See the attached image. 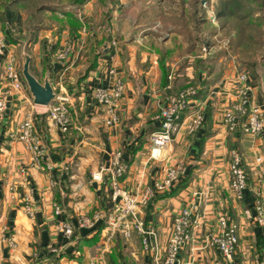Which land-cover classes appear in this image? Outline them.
I'll return each mask as SVG.
<instances>
[{"label":"crops","instance_id":"0c3cea01","mask_svg":"<svg viewBox=\"0 0 264 264\" xmlns=\"http://www.w3.org/2000/svg\"><path fill=\"white\" fill-rule=\"evenodd\" d=\"M76 6L56 14L63 18L69 11L78 18ZM8 12L0 13L6 37L0 61L14 57L22 72L20 57L28 54L30 72L67 96L73 121L62 131L50 118L48 106L35 104L26 82L12 92L0 130V264H158L177 216L195 201L200 203L199 218L191 229L192 242L180 252L184 264H258L264 259V225L258 221L264 208V135L230 132L226 127L224 111L238 74L230 55L214 57L208 37L202 43L209 51L197 54L198 37L186 36L180 25L167 27L175 30L169 38L157 37L136 19L123 25L118 11L112 28L119 37H109L104 30L94 33L80 20L78 33L62 26L53 38L41 35L45 26L40 22L28 24L30 15L13 10L9 17ZM62 51L66 61L58 57ZM249 76L255 100L264 105V79ZM115 79L123 82L124 92L117 120L109 123L95 90L111 86ZM189 84L197 92L182 117L200 106L204 125L190 134L183 124L161 156L151 158V135L160 126L166 96ZM28 115L33 116L34 135L44 152L40 165L13 136ZM234 149L242 154L248 172L241 198L231 188ZM117 150L127 166L121 184L128 191L154 185L168 166H184L177 182L140 210L145 226L159 238L157 250L145 249L137 231L127 237L110 223L112 188L108 173L100 174L99 169ZM96 174L102 178L95 179ZM221 214L237 226L238 246L229 258L210 243L211 234L220 231ZM61 221L74 227L71 237L60 228ZM148 239L152 242V235Z\"/></svg>","mask_w":264,"mask_h":264},{"label":"built area","instance_id":"2783aa9c","mask_svg":"<svg viewBox=\"0 0 264 264\" xmlns=\"http://www.w3.org/2000/svg\"><path fill=\"white\" fill-rule=\"evenodd\" d=\"M89 1L87 0L86 2L88 3ZM82 6L84 7L83 4ZM78 11L80 10L78 9ZM210 17L215 20L216 17L213 11H210ZM5 48L6 37L0 29V56L4 54ZM24 84V77L14 57H10L3 62L0 61V130L7 117L8 102L12 92L22 89ZM234 85L235 91L224 111V122L228 131H242L245 134L263 136L264 105L255 100L249 74L246 72L239 73L234 80ZM123 92L124 84L120 79H115L109 87H99L95 90L96 101L107 108L110 116L109 123L117 120V110ZM196 92L194 86H187L166 96L158 116L160 126L151 135V158L158 159L161 156L162 150L172 142L174 135L183 124L186 125V130L190 134L196 132L204 125L205 112L200 106L191 109L187 116L182 117L184 111L189 107L191 98L196 96ZM47 106V111L52 121L62 131H68L73 121V116L67 97L55 93V98ZM13 136L21 140L30 150L35 164H42L44 152L39 140L34 135L32 115H28L23 120L20 124L19 133ZM126 169L127 166L120 150L111 153L108 164L99 169L100 174H103V172L108 173L112 188L111 195L115 205L113 209L114 216L112 217L111 215L110 223L113 228H120L127 237L131 236L133 231H137L143 235V243L146 249L157 250L159 238L152 228L145 226L140 210L142 206L155 196L156 192L169 190L183 174L184 166L182 163L168 166L163 179L157 180L154 185L137 189L133 194L124 190L121 184V178L125 175ZM230 172L232 191L236 197L241 198L243 191L248 187V172L243 162L242 154L238 149L232 151ZM94 178L100 179L102 175L96 174ZM199 206V201H195L190 208L183 209L177 216L173 233L166 246L165 257L158 264H184L180 258V252L184 246L193 240L191 229L198 222ZM27 207L28 211H30V206ZM55 211L57 214L61 212L58 207ZM260 212L261 215L258 221L264 225V208H260ZM219 226L220 231L211 234L210 243L217 246L224 257L229 258L238 246L237 226L231 223L225 214L219 216ZM60 228L66 237H71L74 233V227L67 221H61ZM148 235H152V242L148 239ZM258 264H264V259Z\"/></svg>","mask_w":264,"mask_h":264},{"label":"rangeland","instance_id":"374dc122","mask_svg":"<svg viewBox=\"0 0 264 264\" xmlns=\"http://www.w3.org/2000/svg\"><path fill=\"white\" fill-rule=\"evenodd\" d=\"M86 1L82 3L84 7L82 4L76 6V10H80L77 15L79 20L86 23L87 28L92 27L94 33L96 31L103 33L104 30L109 37H119L117 31L113 33L112 28L114 11H118L123 25L131 24L136 19L137 24L146 25L160 38L173 37L175 30H167V27L180 25L181 32L186 36L198 37L199 45L195 50L197 54L209 51L202 43V40L208 37L212 43L210 50H214V57L230 55L232 62L237 66L238 74L246 72L264 79V0H90L88 3ZM61 2L65 3L64 8L71 7L67 0ZM56 3L58 0H27L23 4L17 3L16 0H0V13L5 14L9 10L10 17L14 10L24 16L30 15L33 19L31 24L40 22L45 26L41 35L53 38L52 34L59 35L63 26V23L51 14L48 6ZM226 4L232 8L226 7ZM41 6L46 10L35 18L33 12ZM221 9H224L225 13L219 15ZM210 11H213L215 20L210 17ZM166 33L169 35L166 36ZM66 56L67 53L62 51L58 57L61 61H66ZM20 58L23 68L25 56L21 54ZM134 191L136 190L129 192L133 194Z\"/></svg>","mask_w":264,"mask_h":264},{"label":"water","instance_id":"95a60500","mask_svg":"<svg viewBox=\"0 0 264 264\" xmlns=\"http://www.w3.org/2000/svg\"><path fill=\"white\" fill-rule=\"evenodd\" d=\"M30 60H31L30 56L26 54L25 62L22 68V75L33 95L35 104L47 106L55 98L54 88L48 79L42 83L30 72ZM263 89H264V83H263Z\"/></svg>","mask_w":264,"mask_h":264},{"label":"trees","instance_id":"16d2710c","mask_svg":"<svg viewBox=\"0 0 264 264\" xmlns=\"http://www.w3.org/2000/svg\"><path fill=\"white\" fill-rule=\"evenodd\" d=\"M24 1H27V0H16L17 3L21 2L22 4L24 3ZM83 2H84V0H67V4L70 6L81 5ZM64 4L65 3H62L61 0H58V3L51 4L48 6L50 7L51 10H53L54 17L56 19H59L63 23V26H66L70 30V32H72V33H78V30L81 27V21L72 12H69V11L65 12V14H64L65 17H63V18L56 14L57 10H61V11L64 10ZM227 6L229 8H232L231 5L226 4V7ZM44 10H46L45 7H43V6L38 7L37 11L33 12V16L35 18L39 17L40 13ZM224 13H225L224 9H221L219 11V15L224 14ZM32 22H33V19L30 20V23H32ZM181 184L183 186V182ZM177 190H178V188L172 190V192H170V193H175V192H177Z\"/></svg>","mask_w":264,"mask_h":264}]
</instances>
